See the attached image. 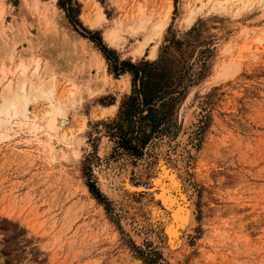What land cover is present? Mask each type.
<instances>
[{
    "label": "rangeland",
    "instance_id": "1",
    "mask_svg": "<svg viewBox=\"0 0 264 264\" xmlns=\"http://www.w3.org/2000/svg\"><path fill=\"white\" fill-rule=\"evenodd\" d=\"M19 60L67 121L42 98L0 129V264H264V0H0V93Z\"/></svg>",
    "mask_w": 264,
    "mask_h": 264
},
{
    "label": "bare ground",
    "instance_id": "2",
    "mask_svg": "<svg viewBox=\"0 0 264 264\" xmlns=\"http://www.w3.org/2000/svg\"><path fill=\"white\" fill-rule=\"evenodd\" d=\"M166 14L164 15L163 18L157 20L154 25H153V30H155L152 34H148V36L146 37V39H143V41H141L139 44H138V47L134 50V55H138L141 53L142 51V48L143 46L150 40L153 38V36H159L161 34V32L163 31V27L166 25L167 23V19H168V14L170 12V9L166 10ZM139 19L138 21L136 22V27L133 26V25H128L127 28H130V31L131 33H139L141 32L143 29H144V26H145V22H146V18L143 16L142 14V11L139 10ZM101 18H102V15L98 14L95 18V20H93V22L91 23L92 26H96L97 24H99V22L101 21ZM55 21H56V24L65 29V32L68 34L69 37H74V35L71 33V31L65 26L63 25L62 21L63 19L61 18V16H56L55 18ZM63 26V27H62ZM134 27V28H133ZM119 29H113V30H110L107 34H106V41L111 45V46H118L119 45V42L122 41V37L119 35ZM85 43L86 46L89 47L88 43L84 40L83 41ZM91 50V49H90ZM93 53H95L97 55L96 52H94V50L92 49L91 50ZM155 53H156V46H153L151 48V51L149 53V57L152 58L155 56ZM12 58V57H11ZM21 59V58H20ZM102 59V58H101ZM22 60V59H21ZM12 61V60H11ZM102 62V61H101ZM27 64V63H26ZM26 64H24L23 61H20L18 62V64L16 65V67L14 68V72L17 71V73H19V78L18 80H16L17 82L14 84L13 88L11 89L10 86L8 84H5V87L3 86V89L1 90V93H0V129H3L5 128L8 124L10 125V122L13 121V119L15 118H20V119H23L24 121H27L28 118L26 116V113H27V107H28V104L30 103V101L32 100H37V99H46L49 103V111L46 113L49 117H50V120H52L51 122H56V124L61 127L63 125L66 124V118L64 117L63 115V111H62V106L57 102L55 101L56 99L55 96H54V86L51 84L50 86L45 84V82L41 81L42 78L44 77H36L37 79V82L36 84H34L32 82V80L30 79L31 78V75H30V78H27L26 77V71L28 69L29 66H27ZM2 65V64H1ZM5 65V64H4ZM37 65V64H36ZM2 67V66H1ZM36 68L38 66H35ZM33 67L35 69V72L34 69L31 71L33 72L32 73V76H35L36 75V68ZM4 68V67H3ZM0 76L5 78V70L1 69L0 70ZM30 72V74H31ZM46 72V71H45ZM225 73V72H224ZM43 74V73H41ZM114 108V106H111V110ZM32 127L35 128V124L34 123H31ZM4 130V129H3ZM7 130V129H6ZM4 132V131H3ZM0 135L1 132H0ZM1 137V136H0ZM162 147V146H161ZM161 149H164V148H161ZM164 151V150H163ZM163 153V152H162ZM157 158H160V156L158 157L157 155ZM161 160V159H160ZM163 160V159H162ZM161 160V161H162ZM165 162V160H163ZM171 162V161H170ZM178 162V161H176ZM180 162V161H179ZM168 163V162H166ZM159 164V163H158ZM179 164V163H178ZM177 164V166H178ZM160 165V164H159ZM165 166V164H163ZM171 167V166H170ZM163 168V167H162ZM174 168V167H172ZM170 169V168H168ZM128 170V169H127ZM165 170V169H164ZM163 172V177L165 176L166 172ZM175 170V169H174ZM153 171V170H152ZM173 171V170H172ZM171 171V172H172ZM178 171V170H177ZM160 172V171H159ZM160 172V173H161ZM169 172V171H168ZM179 172V171H178ZM177 172V173H178ZM170 173V172H169ZM162 174H160L162 176ZM171 174V173H170ZM127 175V173L125 174ZM124 176V175H123ZM122 177V176H120ZM126 177V176H125ZM174 177H176L174 175ZM173 177V178H174ZM178 177V176H177ZM124 178V177H123ZM165 178V177H164ZM180 178V177H178ZM126 179V178H125ZM119 180V179H118ZM155 180V179H154ZM158 180V179H157ZM172 180V179H170ZM120 181V180H119ZM163 181V180H162ZM168 181V180H167ZM179 181V180H177ZM181 181V180H180ZM124 182V185L123 187L126 189H128L129 191H142L145 189L144 186H133L132 184H129V183H125V181L123 180ZM127 182V181H126ZM153 182V181H152ZM122 183V182H121ZM120 183V184H121ZM156 183V182H155ZM159 183V181H158ZM164 183V182H162ZM123 184V183H122ZM167 184V183H166ZM166 184H161L159 185V189L161 190V194H160V197L162 196V204H164L163 202L165 201V203L169 204V207H172V205H174V211H172V215H171V222L169 224H167L166 226V229H165V234L166 236H168L167 240L168 242H171L169 241V238H173V239H178L177 241V245L180 244V242H182L181 240H179V236H180V233L181 230L183 228H185L187 225H190L191 224V221H192V216L190 215V211L184 207L183 204L176 202V196H171L170 191H168V189L165 187ZM180 184V183H179ZM118 185V183H117ZM154 185V184H153ZM182 185V184H181ZM158 186V185H157ZM177 186V185H176ZM122 187V186H121ZM120 187V188H121ZM172 187V186H171ZM119 188V190L121 191V189ZM148 189V188H147ZM150 189V188H149ZM177 189V188H176ZM113 190V189H112ZM118 190V192H119ZM174 190V189H172ZM184 190V189H183ZM187 190V189H186ZM150 191V190H149ZM152 191V190H151ZM170 192V193H169ZM179 192V191H178ZM124 193V192H123ZM126 194L129 193V192H125ZM181 193V192H180ZM163 194H165V198L163 196ZM184 194V193H183ZM181 193V197L184 198V196H186L185 194L183 195ZM173 195V194H172ZM148 197V196H147ZM159 197V198H160ZM182 198V199H183ZM126 199V198H125ZM161 199V198H160ZM179 199V198H178ZM128 200V199H127ZM143 200V199H142ZM184 201V200H183ZM126 203V202H125ZM184 203V202H183ZM189 203V202H188ZM142 204V203H141ZM187 204V201L186 203ZM128 206V205H127ZM149 206V205H148ZM189 206V205H188ZM191 206V205H190ZM167 207V206H166ZM128 208V207H127ZM157 208V207H156ZM189 208V207H188ZM162 209V208H161ZM171 209V208H170ZM169 209V210H170ZM186 209L188 211H186ZM156 210V209H155ZM172 210V209H171ZM158 211V210H157ZM160 211V209H159ZM163 211V210H162ZM155 213V212H154ZM167 213V212H166ZM168 215V214H167ZM163 219V218H162ZM167 219V218H166ZM165 223L166 220H165ZM160 225V224H159ZM189 227V226H188ZM192 227V226H190ZM183 231V230H182ZM164 235V234H163ZM182 238V237H181ZM166 240V241H167ZM179 243V244H178ZM168 245V244H167ZM171 245V244H169ZM176 245V246H177ZM175 246V245H173ZM181 246V245H180ZM179 247V246H178ZM177 247V248H178ZM165 248V247H164ZM167 248V247H166ZM165 248V250H166ZM170 248V247H169ZM174 248V247H173ZM168 249V248H167ZM169 250V249H168ZM171 250V248H170ZM169 250V251H170ZM164 251V249H163ZM177 251V250H176ZM173 252V251H172ZM179 252V250H178ZM176 252V253H178ZM169 254V252H168ZM172 256L174 253H171ZM175 257V256H174ZM173 257V258H174ZM168 258V256L166 257Z\"/></svg>",
    "mask_w": 264,
    "mask_h": 264
},
{
    "label": "trees",
    "instance_id": "3",
    "mask_svg": "<svg viewBox=\"0 0 264 264\" xmlns=\"http://www.w3.org/2000/svg\"><path fill=\"white\" fill-rule=\"evenodd\" d=\"M121 71H123V69H122ZM135 76H136V75H135Z\"/></svg>",
    "mask_w": 264,
    "mask_h": 264
},
{
    "label": "crops",
    "instance_id": "4",
    "mask_svg": "<svg viewBox=\"0 0 264 264\" xmlns=\"http://www.w3.org/2000/svg\"><path fill=\"white\" fill-rule=\"evenodd\" d=\"M150 52V51H149Z\"/></svg>",
    "mask_w": 264,
    "mask_h": 264
}]
</instances>
